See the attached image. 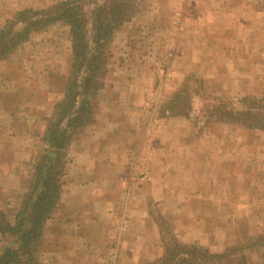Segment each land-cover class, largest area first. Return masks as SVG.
Instances as JSON below:
<instances>
[{
  "label": "rangeland",
  "instance_id": "374dc122",
  "mask_svg": "<svg viewBox=\"0 0 264 264\" xmlns=\"http://www.w3.org/2000/svg\"><path fill=\"white\" fill-rule=\"evenodd\" d=\"M67 1L70 2V0H64L55 5L38 4L35 7H24L19 10L15 8L16 11L9 14V17L3 21L2 29L7 27L8 23L13 21L20 13L46 11ZM80 1L87 4L84 5L83 12L85 19L88 20V35L90 38L95 39L99 22L94 25L95 20L93 22V18L96 17L95 13L98 8L103 7V5L108 4L107 6L110 8L109 0ZM213 1L160 0L157 2L160 7L159 13L155 17L146 15V12H152V10L148 9L146 11L148 7L143 1L130 0L128 4L133 5V14L122 21L116 20V27L111 30L110 39L101 40L102 42L99 45L97 44L96 47L92 42H88L86 49L83 51L90 56H96L98 59H106V64L104 74L102 76L96 75L93 79L95 82L102 84L100 91L88 98L90 108L94 112L92 125L83 133L73 136V138L71 135L70 139L72 140L60 151L62 154H66L67 165H65L67 170L70 146L78 137L96 124L97 116L103 117L100 109L106 104H111V95L107 96L105 93L112 90L121 96V100L116 101L118 104L122 106H144L146 110L142 113L135 112L136 121L143 119V123L140 126L137 123L136 128L134 127L136 131L138 129L141 132L136 137V143L130 149L128 156L124 157L126 158L124 166L127 168V174L119 178V184L125 186V189H128L129 185H141L140 181L151 178L152 173L153 175L157 173L156 168L160 167L161 163V167H166L164 162L157 161V159L158 156L163 154L165 145L171 144L168 149H173V151L176 149L172 145L174 140L169 141L170 138H175L172 135V130H169V121L182 119L189 122L192 127L191 133H189V129L186 130V135L189 134L188 140H192L194 143L196 138L198 139L196 143H202V147L213 144V141H209V138L215 139L223 135L236 141L239 138L236 132L239 130H248L249 140L246 143L250 151L256 148V144L264 142V139L254 136L251 132H264V129L246 128L228 121L230 116L233 119H245L244 110L248 108L257 109L258 105L264 103V79L262 82H258L262 78V73L257 74L258 80L254 83H244L240 76L234 75L236 71L244 67L239 61L245 53L242 52L244 49L240 50L233 47L234 43L239 41L252 45L250 38L254 34L250 33L248 38V33H241L240 31V28L246 30L245 26L247 25L245 23L250 17H253L250 22L252 26H256L258 23L260 26H264V22L261 21L260 17L261 10H259L262 9V0H248V7L244 4V8L242 7L243 0H218L216 2L217 9ZM228 1H230L229 6L236 10L235 14L239 13L243 16L225 17V10L230 9L227 4ZM121 3L127 6V2L121 1ZM154 3L156 1H153L152 4ZM14 7H17V4H14ZM149 7L155 6L151 5ZM108 12V9L103 11L104 18L107 17ZM210 12L216 13L218 25L223 24L225 20L228 22L229 32H209L210 19L213 24L216 22L212 21V16L207 15ZM104 23L102 25H106ZM154 24L160 27L153 31L151 26ZM19 27L20 25L10 26V36L18 33ZM214 35L217 37L216 48H214L212 40ZM70 37L71 27L66 22H51L45 25L41 32L31 31L28 34H21L17 39L20 45L14 49L7 59L0 62V74L4 72V75L0 76V111L5 117L4 127L0 130V162L14 164L20 181V189L8 194L10 196L8 197L10 200L8 206L0 210L12 222L15 221V215L23 200L31 191L38 164L40 161L42 165L46 164V158L48 157L46 150H51V146L44 142L48 128L51 129V135L52 131L55 132V138L57 134L68 137L70 129L74 130V122H71V126H67L71 114L67 117L64 114L58 116L60 110L58 106L64 104L67 107L69 105L68 102L64 101V95L72 58ZM106 40L108 41L104 42ZM253 54L250 56V60H255L257 57L255 52ZM10 60L12 64L9 65L7 62ZM259 67L262 68V65ZM113 71L120 75L118 77L120 80L114 82L110 77V73ZM25 73L28 82L24 81ZM32 74H37L36 81L28 78ZM135 76L138 79L133 84L132 79ZM77 77L78 75L73 76L70 82L76 85L75 80H77ZM232 79L238 81L234 82ZM240 82L243 85L242 90L238 86ZM127 83L131 90L133 88L135 92V97L132 95V99L130 95L125 93L126 90H129L128 87H125ZM260 85L263 89L258 91L257 88ZM17 88L20 92L16 95L13 90ZM32 88H34V92H31ZM30 92L33 95L32 101L29 98ZM257 92H262V95H252ZM248 99L252 101L250 102ZM7 107L12 109L13 114H11L12 112L7 114L3 111L2 108ZM254 112H257V110ZM125 116L128 117L127 114ZM63 117L66 118L62 121ZM259 119H263L262 114ZM13 120L16 121L13 122ZM121 121L120 125L124 128L128 120L126 117H122ZM164 126H166L165 129ZM65 130L69 131L66 133ZM255 138L256 143L254 144L253 139ZM225 140L222 138L220 140L221 144H224ZM156 141L161 145L159 148H153ZM216 142L218 143V141ZM237 152H240V149ZM155 176L159 177L158 173ZM156 179L157 177L153 176L152 182ZM62 182L61 190L64 188L65 178ZM149 182L147 181V183ZM60 196L61 193L57 205L47 215L48 217L43 225L39 241L40 249L35 257L37 264H40L39 257L41 253L49 247L46 233H50L54 228L57 229V226L52 227L50 224L60 202ZM122 197L121 208L119 211L117 209L115 217L112 218L113 226H110L106 231L110 240L105 241L108 244L105 245V251L108 248V256H110L109 258L106 257L103 264H127L126 257L120 256L124 241L126 243L124 255L127 252V256L128 253L133 256L132 251L127 247L131 233V225L129 224L131 201L127 193L122 194ZM146 203L149 204L146 214L148 213L147 215L152 220L145 226L146 231L151 234L150 238L153 245L150 248L153 253L158 250V247H160V250L152 258V262L147 260L148 256L145 258L146 255H142L143 258L140 259L141 263L143 262L142 264H152L162 255L161 227L165 228L164 231H167V228L171 230L175 239L181 244L198 246L206 249L209 254L216 255L205 247L180 240L176 233L175 215L173 213L164 214L158 204L156 205L148 200ZM195 211L194 209L186 210L188 218H194ZM205 212L208 215V210ZM160 218L164 219L166 225L161 223ZM148 221L149 219H147ZM244 229L246 234L248 224L244 225ZM136 230L138 231V229ZM141 233L139 232V234ZM157 235L159 238L158 243ZM126 238H128L127 241ZM259 238L261 243L264 244V232ZM250 245L251 242L248 238L236 239L233 245L228 246L224 253L216 256L228 255V257H224L222 261H219L220 264H240V261H244L246 264V257L243 254ZM131 258L134 259V257Z\"/></svg>",
  "mask_w": 264,
  "mask_h": 264
},
{
  "label": "crops",
  "instance_id": "0c3cea01",
  "mask_svg": "<svg viewBox=\"0 0 264 264\" xmlns=\"http://www.w3.org/2000/svg\"><path fill=\"white\" fill-rule=\"evenodd\" d=\"M61 1L64 0H0V30L4 25L3 21L16 11L15 8L19 10L24 7H35L38 4L55 5ZM138 1H143L148 7L146 11L152 10L146 12V15L158 16L160 7L157 2L160 0ZM153 1L156 3L152 4ZM217 1H213L216 9ZM229 2H227L228 6ZM248 3V0H243L242 7L244 8V4L248 7ZM261 3L260 17L264 22V0ZM14 4H17V7H14ZM151 5L155 7H149ZM229 8L228 11L225 10V17L243 16L239 13L235 14L236 10L232 6ZM207 15L212 16V21H216L215 12ZM252 19L253 17H250L245 23L246 30L240 28L241 33H248V38L250 33L254 34L250 38L252 45L239 41L233 46L240 50L244 49L242 52L245 55L242 58L245 59L241 58L239 61L244 67L234 74L240 76L244 83H254L258 80V73H262V78L258 82L264 79V26H260L258 22L256 26H252L250 23ZM228 25L226 20L218 25L217 21L213 24L210 19L209 32L227 33L230 30ZM151 27L154 31L160 26L154 24ZM216 35L212 39L214 48H216ZM254 52L257 57L255 60H250ZM7 63L12 64L11 60ZM260 65L262 68L259 67ZM1 75H4V72ZM36 77L37 74H32L28 78L36 81ZM110 77L114 82L120 80L118 78L120 75L114 71L110 73ZM137 79L136 76L132 79L133 84ZM24 81H29L26 73ZM232 81L238 80L232 79ZM238 86L242 90L241 82ZM125 87L129 88V90L125 89L126 95H130L131 99L132 95L135 97V92L128 83ZM34 88L31 92H34ZM262 89L261 85L257 88L258 91ZM19 92L18 88L13 90L16 95ZM31 92L29 98L32 101ZM105 94L111 95V104H106L100 109L103 117L97 116L96 124L78 137L68 151V174L65 177L60 202L50 224L52 227L57 226V229L54 228L50 233H46L49 247L41 253L40 264H103L106 257L110 256H108V248V251H105V245H108L105 241L110 240L106 231L113 226L112 218L115 217L117 209L119 211L121 208L122 194L125 193L129 194L131 201L130 216L128 215L131 233L127 247L132 251L133 256L130 253L127 256V252H125L126 256L124 255L125 241L120 256L126 257L127 260H123H126L127 264H142L140 260L143 258L142 255H146L145 258L148 256L147 260L152 262V258L160 250L158 247L153 253L150 248L153 245L151 234L146 231L145 226L152 220L148 213L146 214L149 205L146 203L147 200L158 204L164 214L175 215L176 233L180 240L197 244L216 255H221L228 246L233 245L234 240L248 238L251 245L243 254L246 257V264H264V244L259 238L264 232V142L256 144V148L250 151L246 143L249 140L248 130H239L236 133L240 143L239 138L236 143L235 139L223 135L215 139L209 138L213 144L202 147V143H196L198 139L195 138L194 143L188 140L189 134L186 135V130L189 129L191 133L192 127L189 122L182 119L169 121V130H172V135L175 137L170 138L169 141L174 140L172 145L176 149L175 151L168 149L171 144L165 145L163 154L157 159L164 162L166 167H161V163V166L156 168L159 177L155 176L157 173L154 175L152 173L151 178L139 182L141 185H129L128 189H125V186L119 184V178L127 174L124 157L128 156L130 149L136 143V137L141 132L135 129L137 123L138 126L143 123V119L136 121L135 112L142 113L146 110L144 106L118 104L116 101L121 100V96L116 91H106ZM252 95L260 96L262 92ZM2 109L7 114L12 112L10 107ZM122 117L128 120L124 128L120 125ZM4 120L5 117L0 111V130L4 127ZM251 132L254 136L264 139V132ZM222 138L226 139L224 144H221ZM253 142L256 143V138ZM155 143L153 148L161 146L158 141ZM238 149L240 152H237ZM153 176L157 179L152 182ZM18 189H20V181L14 164L0 162V209L8 206L10 201L8 194ZM188 209L196 210L194 218H188L186 215ZM245 224H248L246 234ZM156 238L158 243V235ZM125 240L127 241L128 238Z\"/></svg>",
  "mask_w": 264,
  "mask_h": 264
},
{
  "label": "trees",
  "instance_id": "16d2710c",
  "mask_svg": "<svg viewBox=\"0 0 264 264\" xmlns=\"http://www.w3.org/2000/svg\"><path fill=\"white\" fill-rule=\"evenodd\" d=\"M121 1L127 2V6H124ZM128 1L130 0H109L110 8H108V4L98 8L95 13L96 17L93 18V22L95 20L94 25L99 22L95 39L90 38L88 35V20L85 19L83 12L86 3L80 0L63 2L59 6H54L42 12L20 13L13 21L8 23L7 27L0 30L1 62L7 59L14 49L20 45L17 39L21 34H28L31 31L41 32L45 25L56 21H64L71 27L72 58L64 95V101L68 102L69 105L67 107L64 104L59 105L58 116L64 114L67 117L71 114L67 126H71V122H74V130L70 129L68 137L57 134L55 138V132L52 131L51 135V129L48 128L44 142L51 146V150H46V153H48L46 164L42 165L41 161L38 164L31 191L17 211L15 221H10L8 216L0 210V264H37L35 257L40 249L39 241L43 225L48 217L47 215L53 211L59 201L63 186L62 180L67 175L66 154H62L60 151L72 140L70 139L71 135L73 138V136L83 133L92 125L94 112L90 108L88 98L90 95L98 94L102 86L93 79L96 75L102 76L104 74L106 59L90 56L83 50L86 49L89 41L95 44L94 47H96L97 44L99 45L102 42L101 40L110 39L111 30L116 27V20L122 21L133 14V5L128 4ZM107 9L109 10L108 18H104L103 11ZM103 23L106 25H102ZM14 25H20L19 32L10 36L9 27ZM76 75L78 77L75 80L76 85H74L70 81ZM256 110L257 112H254ZM244 112L245 119H233L227 114L230 116L228 121L246 128L264 129V103L258 105L257 109L248 108ZM261 114L263 119H259ZM66 117H63L62 121ZM65 131L67 133L69 130ZM160 220L162 224L166 225L163 218H160ZM164 230L165 228L161 227L163 253L152 264H220L219 261H222V258L228 257V255L216 256L209 254L206 249L198 246L181 244L175 239L171 230H168V228L167 231ZM240 264H244V261H240Z\"/></svg>",
  "mask_w": 264,
  "mask_h": 264
}]
</instances>
